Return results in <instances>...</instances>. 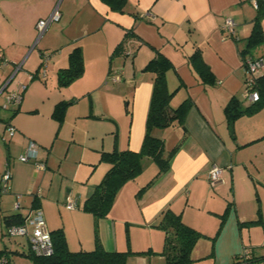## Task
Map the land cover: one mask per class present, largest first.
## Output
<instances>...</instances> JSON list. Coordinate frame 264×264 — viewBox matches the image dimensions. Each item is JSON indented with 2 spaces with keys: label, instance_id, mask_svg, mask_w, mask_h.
I'll list each match as a JSON object with an SVG mask.
<instances>
[{
  "label": "crops",
  "instance_id": "obj_1",
  "mask_svg": "<svg viewBox=\"0 0 264 264\" xmlns=\"http://www.w3.org/2000/svg\"><path fill=\"white\" fill-rule=\"evenodd\" d=\"M55 4L0 0V56L8 61L0 67V84L15 65L19 69L13 79L21 69L26 75L25 65L36 73L47 64L56 81L76 46L84 62L83 73L57 86L47 101H33L35 96L22 90L20 103L6 118L0 115V175L5 164L11 171L6 191L0 192V248L6 238L3 217L25 218L39 208L48 229H62L72 251L94 248L96 224L105 250L149 251L130 254L126 264H165V234L156 224L171 209L200 238L214 239L213 245L203 247L197 241L187 264L208 257L214 264H226L247 250L252 257L264 256V105L240 115L232 129L224 112L232 98L250 104L244 97L239 48L252 30L256 0H125L121 10L102 0H61L59 20L38 36L37 21L48 17ZM226 18L234 22L233 33L222 30ZM260 22L264 29V16ZM196 50L208 69L204 77L189 58ZM45 51L53 54L44 63ZM156 51L173 66L166 73L168 89L174 91L171 107L190 102L182 126L153 130L165 150L177 149L167 170L137 196L158 171L154 160L145 158L140 174L121 186L107 215L95 223L83 203L110 167L101 153L141 148L153 85V74L143 67ZM251 54L264 58V42ZM114 69L121 78L109 85ZM9 85L0 93L2 109L11 108L2 104L18 87L8 91ZM60 102H69L61 120L53 115ZM8 123L15 132L5 138ZM29 140L37 144L44 169L18 159ZM212 165L222 168L215 185L208 179ZM252 194L261 201L258 210H251V203L242 210L240 202ZM68 199L75 201V208H66ZM15 200L18 209L13 208Z\"/></svg>",
  "mask_w": 264,
  "mask_h": 264
},
{
  "label": "trees",
  "instance_id": "obj_2",
  "mask_svg": "<svg viewBox=\"0 0 264 264\" xmlns=\"http://www.w3.org/2000/svg\"><path fill=\"white\" fill-rule=\"evenodd\" d=\"M112 9L121 10L125 0H102ZM257 14L253 21L252 30L246 41L239 48L241 59L252 56V50L264 42V29L261 26V17L264 16V0H256ZM1 57V56H0ZM192 66L202 74L208 72L207 67L200 59V54L196 50L190 57ZM172 63L162 53L156 51L154 56L147 61L143 71L153 74V85L150 102L146 117L145 133L140 150L114 149L109 152H102L101 159L110 163L109 169L104 174L102 180L95 186L93 192L88 196L83 208L93 214L95 223L100 217H104L109 212L118 190L127 181L134 179L143 169L144 159L151 158L157 165L156 175L145 183L137 192L139 196L146 190L161 173L167 170L169 160L176 151L174 146L169 150L164 149V141L153 134L156 128H164L170 125H183L184 118L188 112L190 102L184 100L175 108L171 107L170 100L174 91L168 89L166 73L171 69ZM84 71L82 49L76 46L68 55V65L57 71L58 85H67L69 82L79 77ZM254 89L259 94V99L244 106L238 99L232 98L224 108L226 121L230 129L233 122L242 114H252L259 107L264 105V71H262L254 82ZM69 102H60L54 109V117L61 120L64 110ZM24 217L15 214L3 217L4 224L23 223ZM164 231L165 239L162 254L165 264H187L192 261L191 251L198 239L200 232L187 225L180 214L174 213L171 209L162 212L156 224ZM53 242V253L50 255H36L29 251L28 256L33 264H126L130 254L142 255L149 251H132L129 247L124 251H107L103 248L97 231L94 226V248L90 250L72 251L68 248L62 229L58 228L50 231ZM5 235V233H4ZM6 236V235H5ZM7 237V236H6ZM16 238V237H7ZM20 238V236H18ZM24 238V237H23ZM25 239V238H24ZM26 241V239H25ZM27 243V241H26ZM5 253L9 258L10 250L7 246L0 248V254ZM245 257L246 264L249 260H262L264 256L252 257L249 250L240 255L238 262ZM10 259V258H9ZM10 263L11 259H10ZM237 261L231 263L236 264Z\"/></svg>",
  "mask_w": 264,
  "mask_h": 264
},
{
  "label": "built area",
  "instance_id": "obj_3",
  "mask_svg": "<svg viewBox=\"0 0 264 264\" xmlns=\"http://www.w3.org/2000/svg\"><path fill=\"white\" fill-rule=\"evenodd\" d=\"M61 0H56L55 7L51 11L48 17L39 19L36 23V29L38 31V36H41L48 26L60 18L59 5ZM222 30L224 32L233 33L234 32V22L231 18H226L222 24ZM47 58L46 54H43V62L45 63ZM8 61L5 57H0V67L7 65ZM242 69L244 73V97L249 102H254L259 99V94L254 89V82L258 75L264 70V58L262 57H251L248 56L244 60L241 59ZM19 69V65H15L13 72L8 75L0 84V93L6 89L10 80L15 76V73ZM31 74V78H32ZM45 76V69H43L42 77ZM119 76H115L114 80H118ZM24 89L23 83H18L17 90L8 93L5 102L2 106L4 108H9L16 106L21 101V91ZM9 135L14 134L15 127L8 123L6 126ZM18 159L22 162L32 161L37 169H44L45 164L38 160V148L37 144L33 140H29L24 151L19 154ZM11 177V171L8 164H5L4 170L0 175V192H5L8 186V182ZM222 168L218 165H212L208 170V179L211 185H215L221 180ZM66 208L73 209L76 207L75 201L68 199ZM13 208H20V202L15 200L13 202ZM5 235L7 237H24L27 241L28 249L33 254L38 255H50L53 253L54 247L51 238L50 230L46 225V221L43 212L39 208L31 209L29 214L25 217L23 223L18 224H8L5 227ZM243 260L236 264H246L245 257ZM264 261V259H262ZM0 264H11L10 259L7 254H0Z\"/></svg>",
  "mask_w": 264,
  "mask_h": 264
},
{
  "label": "rangeland",
  "instance_id": "obj_4",
  "mask_svg": "<svg viewBox=\"0 0 264 264\" xmlns=\"http://www.w3.org/2000/svg\"><path fill=\"white\" fill-rule=\"evenodd\" d=\"M37 36V35H36ZM45 54H47L48 58L50 59V55L51 52L50 51H45ZM56 53V52H55ZM27 65L24 66L25 69L29 70L27 71L26 75H23V70L21 69L20 72L16 75V77L13 79V81L10 83L9 87H8V91L12 90L14 88V86L16 87V85L18 83H23L24 86V91L26 92H31L34 97L33 101H35L36 99H44L47 101L48 96L53 95L54 92L57 90V86L58 87H62L58 85V81H57V74H56V81L55 79L53 80L51 72L49 67H47V64H44V66L40 67V70L38 72H34V69H31L32 67H30V69L26 68ZM43 69H45V76L42 77V73H43ZM118 69H114L112 72H110L109 78H108V83L109 85H112V82H116L119 81L121 78V75H119L118 73ZM31 74L33 75L32 78L30 77ZM118 74V75H117ZM115 76H119L118 80H114ZM13 91V90H12ZM3 101V96L0 98V103ZM82 103V102H80ZM78 104L77 106H72L75 107L76 109L79 107ZM13 108V106L10 109H2L0 108V115L4 118H6V116H8L10 114V110ZM0 116V117H1ZM70 123V121H68ZM2 129V124L0 125V131ZM3 133V132H1ZM4 137L7 138L8 137V133L5 132L4 133ZM167 150V149H166ZM262 152H264V148L261 149ZM262 191V189L260 190ZM243 192L242 195L243 196ZM243 199V197H242ZM251 203V210L253 209L254 211H256V209L258 210L259 206H260V199L257 198V196L252 194L251 198H249V200L245 202H240V208H242V210H245L247 207V204ZM5 242V246H7V248L10 250V254H9V258L11 259L12 264H33L32 260L30 259V257L28 256V245L25 241V239L23 237H16V238H5L4 240ZM198 242L200 243V247H203L202 244L204 243H209L210 246L213 245L214 243V239H202L200 238L198 240ZM241 254V252H240ZM240 256V255H238ZM235 261H238V257H234V261H233V257L230 258V261L227 262L226 264H231ZM256 264H264L262 263V260H257L255 262ZM200 264H214L213 261V257H208L205 261L203 259H201Z\"/></svg>",
  "mask_w": 264,
  "mask_h": 264
},
{
  "label": "water",
  "instance_id": "obj_5",
  "mask_svg": "<svg viewBox=\"0 0 264 264\" xmlns=\"http://www.w3.org/2000/svg\"><path fill=\"white\" fill-rule=\"evenodd\" d=\"M12 79H13V78H12ZM12 79H11V80H12ZM11 80H10V81H11ZM9 83H10V82H9ZM8 85H9V84H8Z\"/></svg>",
  "mask_w": 264,
  "mask_h": 264
}]
</instances>
